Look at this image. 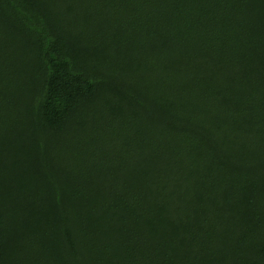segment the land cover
<instances>
[{
  "label": "trees",
  "instance_id": "1",
  "mask_svg": "<svg viewBox=\"0 0 264 264\" xmlns=\"http://www.w3.org/2000/svg\"><path fill=\"white\" fill-rule=\"evenodd\" d=\"M0 264H264V0H0Z\"/></svg>",
  "mask_w": 264,
  "mask_h": 264
}]
</instances>
